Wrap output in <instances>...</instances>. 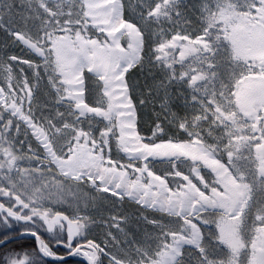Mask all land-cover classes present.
<instances>
[{
  "label": "bare ground",
  "instance_id": "obj_1",
  "mask_svg": "<svg viewBox=\"0 0 264 264\" xmlns=\"http://www.w3.org/2000/svg\"><path fill=\"white\" fill-rule=\"evenodd\" d=\"M40 1L54 3L58 0ZM78 1L82 5L83 27L46 33L48 46L45 48L20 30H13L14 38L40 59L45 60L50 53L54 73L64 90L60 99L72 105L79 120L92 117L106 122L115 131L116 149L127 162L109 155L108 137L104 143L81 128L76 129L66 154L59 153L47 128L25 111L15 100V94L11 95L10 85L9 93L0 83V108L24 125L45 158L64 178L77 182L87 180L102 193L183 222V229L170 232L161 250L135 264H179L187 248L203 253L202 228L211 227L202 217L206 213L223 216L217 228L220 245L235 257L248 248L245 264H264V218L254 225L248 247L239 235L243 217L251 205L253 187L243 176L234 173L232 154L227 153L226 160L221 158L199 135L154 140L140 132L138 110L127 75L143 58L145 35L140 26L127 17L124 1ZM175 1H158L148 17L160 19ZM42 6L45 8V4ZM213 23L220 25L218 37L228 45L232 59L246 66V71L235 79L232 87L234 112H226L213 100H209V104L225 123L233 125L234 114L248 123L254 136L255 171L258 179L264 180V0H252L245 10H239L234 4L226 5L215 14ZM87 29L96 34L91 35ZM211 49L206 33L190 36L174 32L156 45V60L171 61V53H175L176 64L184 65L210 53ZM22 61L27 63L25 59ZM87 74L103 86L107 109L87 102ZM184 78L188 79L189 87L194 88L201 85L207 75L194 69ZM24 92L31 104L34 92L30 84L25 83ZM109 132L104 131L107 135ZM151 163L171 165L172 173L165 176L153 170ZM186 163L190 164L188 172L180 169ZM205 173L212 176V183L206 180ZM43 248L45 254L52 256L48 245L43 243ZM88 252L94 258V254ZM103 252L116 264H129L104 248ZM76 258L89 262L84 255Z\"/></svg>",
  "mask_w": 264,
  "mask_h": 264
},
{
  "label": "rangeland",
  "instance_id": "obj_2",
  "mask_svg": "<svg viewBox=\"0 0 264 264\" xmlns=\"http://www.w3.org/2000/svg\"><path fill=\"white\" fill-rule=\"evenodd\" d=\"M123 1L129 19L143 28L145 46L148 41L145 58L143 57L141 61L142 69L149 71L151 64L156 62L159 68L169 70L168 79L172 80V83L174 81L185 83L188 93L183 98L195 104L197 107L193 110L201 113L193 123H182L183 128H181V125H176L169 116L170 94L160 93L163 89L157 83L158 89L154 92L151 89L144 90L137 84L134 92L138 99L143 101L145 119H148L149 103L158 100L157 102H161L159 108L163 109V114L161 113L163 121L154 127L152 138L154 140L165 137L188 138L189 134H197L214 147L221 158L226 160L227 153L232 154L231 163L234 173L243 176L253 187L251 205L243 217L239 230L241 240L246 243L245 236L248 233L251 236L254 225L261 223L264 218V180L258 179L255 171L252 157L254 136L248 123L236 114L233 115V125L225 123L214 113L209 100L215 101L226 112H234L232 87L235 79L246 71V66L232 59L228 45L218 37L220 25L213 23V18L226 5L234 4L239 10H245L252 0H176L164 10L160 19L148 17L149 11L160 0ZM37 2L38 6L27 8L20 2L0 0V12L4 15V18L0 15V25L6 26L7 20H10L9 23L12 25H17L19 22L32 34H38L40 30H45L46 33H58L63 29L74 30L83 27L82 5L78 0H58L54 3L38 0ZM182 2L185 4L181 5ZM42 4H45V8ZM26 17L33 22L36 21L40 26L33 27L30 24L32 21L23 19ZM87 31L91 35L96 34L93 30L87 29ZM174 32L190 36L206 33L212 44L211 52L184 65L176 64L175 53H171V61H157V54L152 45L168 38ZM47 54L45 60L30 52L29 59L13 55L9 57L11 64H5L0 53V83L5 90L9 91L10 85L16 90L17 95L24 97V85L29 83L25 76L26 74L33 76L34 81L30 84L34 92L31 111L50 132L59 153L66 154L67 150H64V147L69 141L70 132L75 135L76 129L81 128L93 139L101 142L108 137L109 155L121 162H127L116 149L113 139L115 131L106 122L92 117L83 120L73 118L72 105L60 99L64 90L58 83V77L52 73L50 53ZM22 59L27 60V63ZM194 69L204 72L207 79L201 85L190 88L188 79L184 77ZM86 77L91 101L104 105V96L100 92L101 83L89 74ZM72 119L75 120L73 125L68 123V120ZM102 122L103 128H101ZM62 123L64 125L60 126ZM62 127H66L69 132H63ZM106 130L110 131L109 135L104 133ZM189 166L190 164L186 163L180 169L188 170ZM154 167L172 173V166L166 163L154 164ZM207 175L212 178L210 174L205 173L206 177ZM0 190L10 197H15L18 205L22 203L31 211H51L53 215H63L76 222L77 237L88 236L87 240L91 245L84 249L94 254V260L84 261L86 264H97V252L94 246L100 245L101 242L104 243L105 250L116 258L127 262L146 260L154 256L155 251L168 241L169 231L183 229V222L177 217L143 209L124 198L109 194L103 196L106 193L93 188L87 180L77 182L64 178L45 158L44 152L24 125L3 108H0ZM4 203L8 208H13L15 204L11 198ZM147 212L158 215L156 219L159 220H151ZM91 216H104L107 222ZM205 217L211 227L203 228L204 252L187 248L184 250L185 257L180 264H242L245 249L235 257L218 241L217 228L223 222V216L219 213H207ZM150 223L164 229L165 235L161 236L153 232ZM68 234L71 244L75 235L70 229ZM45 244L48 245L46 242ZM217 244L223 250L219 249ZM48 247L52 256L60 257L49 245ZM206 249L212 259L206 257Z\"/></svg>",
  "mask_w": 264,
  "mask_h": 264
},
{
  "label": "trees",
  "instance_id": "obj_3",
  "mask_svg": "<svg viewBox=\"0 0 264 264\" xmlns=\"http://www.w3.org/2000/svg\"><path fill=\"white\" fill-rule=\"evenodd\" d=\"M7 1L20 2L23 4V6L27 8L32 6H38L37 1H28V0H7ZM184 4L185 3L183 2L181 3V5ZM0 15L2 16V18H4L2 12H0ZM127 17L129 18V16ZM23 19H27L28 22L32 21L30 24H32L33 27L40 26L36 21L33 22V20H31L30 18L28 19L26 17ZM9 21L10 20H7L6 26L3 24L0 25V53L3 55V62H5V64H11L9 57L13 55L20 56L25 59L31 58L29 52L12 36L11 30L15 28V30L24 31L29 35V37H31L34 41H37L39 43L43 42L44 34L46 33L45 30H40L38 34H32L30 30L28 28H24L21 23L18 22L17 25L15 24L12 25L9 23ZM205 27H207V25ZM141 29L143 31L142 27ZM147 45H148V41L146 42V46H145L146 48ZM146 48L144 49L143 52L144 58H145L144 53L147 50ZM51 69H52V73H54V69L52 66ZM151 75H153V77H151ZM25 77L27 78L30 84L33 83L34 80L31 74H26ZM169 77H170L169 70L165 68L162 69L159 68L156 62H153L151 64L149 71L142 69V65L140 63L127 76L131 90V95L135 101L138 110L139 130L145 136L148 137L153 136L154 127L156 126V124L162 123L163 118L161 115L163 114L162 112L163 109L159 108V104H161V102H157L158 100L157 101L155 100L156 102H153L152 104L149 103L150 111L148 113V117H147L148 119H145V113L143 111L144 108L143 101L138 99L137 95H135L134 92L137 84L139 85V87L144 88V90L151 89L153 92L154 90L158 89L157 84H159L163 89V91L160 93L170 94L168 98L170 102V105L168 104V110H170L169 116L170 118L171 117L173 118V121L176 125H181L182 123L191 124L197 118V116L201 114L199 111L193 110L194 107H197L195 104H193L190 100L183 98V96H185V94L188 93L185 83L175 82V81L172 83V80L168 79ZM87 101L90 104L99 105L91 101L88 87H87ZM76 117L77 115L73 113V118L75 119ZM165 117H167V115ZM74 119L68 120V123L71 125L75 124ZM101 124H102L101 128H103L104 127L103 122ZM62 125L64 124L63 123L60 124V126ZM62 130L63 132H69L66 127L64 128L62 127ZM72 136L74 135H72V133L70 132V136L68 139L69 141L66 142L64 150H68V147L71 145ZM103 196H109V195L103 194ZM9 198H11L12 201H14L15 203L13 208H8L5 206L4 202L7 201ZM147 213L148 216L151 218V220H156V221L159 220L156 219V217H159L158 215L150 212ZM86 214L89 213L86 212ZM91 218H95L97 220L107 222V219L104 216L103 217L91 216ZM67 219L68 218L63 215H57V214L53 215L51 211L50 212L37 211V210L31 211L28 208H26L25 205L22 203L21 205H18L17 201L15 200V197H10L3 190H0V242L7 238L30 232L37 234L41 238V240L46 242L54 250V252L60 257H65L71 254V252L78 247L81 248L89 247V245L91 244L88 243L87 240L88 236L84 235L81 236L80 238L77 237L78 236L77 223L75 222L74 225L72 226L67 222ZM245 223L247 224V221ZM149 226L151 230L156 234L158 235L160 234L161 236L165 235V230L162 229L161 227L157 225H153L151 223L149 224ZM48 229L50 230L48 231ZM69 229L72 230L75 235L74 240L71 244H69V234H68ZM249 240H250V234L248 233L245 236L246 244H248ZM103 244H104L103 242L100 243V245L102 246ZM217 247L223 250V248L220 247L218 244ZM94 249L97 252V258H96L97 264H114L107 256L101 253L98 246H94ZM244 254L245 257L242 260V264H245L246 262V258L248 256L247 249H245ZM184 257L185 254L183 255L182 259H184ZM206 257L212 259V256L209 253V251H207V249H206ZM199 259L203 263L200 257ZM181 261L179 262V264L181 263ZM0 264H86V263L76 258L74 259L71 258L67 260H54L47 258L42 255L40 248L38 246V242L35 238L24 237L21 239L14 240L6 245L0 246Z\"/></svg>",
  "mask_w": 264,
  "mask_h": 264
},
{
  "label": "water",
  "instance_id": "obj_4",
  "mask_svg": "<svg viewBox=\"0 0 264 264\" xmlns=\"http://www.w3.org/2000/svg\"><path fill=\"white\" fill-rule=\"evenodd\" d=\"M12 35L14 36V33H13ZM14 37H15V36H14ZM45 39H46V41H48L47 36H46ZM157 44H158V43H157ZM157 44H155V45L153 46V49H154V50H155V47H156ZM43 48H45V47H43ZM52 54H53V53H52ZM12 89H13V93H12L11 95H14V94H15V96H14L15 100H16L19 104H21V105L24 106L25 111H27V112L30 114V116H32L37 122H40L37 118L34 117L32 111H31V107H32V103H33V101H34V97H33L32 103L30 104L29 99L26 97V94L24 95V97H20L19 95H17L16 90H15L14 88H12ZM100 91H101V93L103 94V86L100 88ZM8 92H9V91H8ZM9 93H10V92H9ZM103 96H104V94H103ZM104 102H105V104H104L103 106H101V107L107 109V106H106L107 102H106L105 97H104ZM96 106H97V105H96ZM99 106H100V105H99ZM40 123H41V122H40ZM41 124H42V123H41ZM104 143H105V140H104ZM136 164H138V163H136ZM154 164H155V163H151V166H152L151 168H152L153 170H155V171H157V172H160V173L164 174L165 176L168 174V172H163V171L157 170V169L154 167ZM205 178H206V180H207L209 183H210V182L212 183V182L214 181L213 178L211 179V181H209L208 177L205 176ZM205 215H206V214H203L202 217H203V218H206ZM207 220H208V219H207ZM67 222H68L69 224H71L72 226L74 225V222H73L71 219H69V218L67 219ZM202 231H203V228H202ZM170 232H173V231H170ZM170 232H168V235H170ZM24 237L35 238V239L37 240V242H38V246H39V248H40V251H41L42 255L45 256V257H47V258H50V259H54V260H67V259H71V258L74 259V258H76L77 255H84V256H86V257L89 259V261H93V260H94L93 256H91V255L89 254L88 250H86V249H84V248H81V247L76 248L75 250H73V251L71 252V254H69V255H67V256H65V257H53V256H48V255L45 254V252H44L43 241L41 240V238H40L37 234H35V233H30V232L23 233V234H20V235H18V236H14V237L7 238V239H5V240H3V241L0 242V246L6 245V244H8V243H10V242H12V241H14V240L21 239V238H24ZM162 245H163V244H162ZM100 249H101V248H100ZM161 249H162V247H160V250H161ZM106 256L109 257L108 255H106ZM109 259H111V258L109 257ZM111 260H112V259H111ZM120 260H122V259H120ZM112 261L114 262V260H112ZM123 261H124V260H123ZM125 262H127V261H125ZM114 263L116 264V262H114ZM127 263H129V264H135V263H131V262H127Z\"/></svg>",
  "mask_w": 264,
  "mask_h": 264
},
{
  "label": "flooded vegetation",
  "instance_id": "obj_5",
  "mask_svg": "<svg viewBox=\"0 0 264 264\" xmlns=\"http://www.w3.org/2000/svg\"><path fill=\"white\" fill-rule=\"evenodd\" d=\"M183 170H186L187 171V169H183ZM208 178H209V180H210V177L208 176Z\"/></svg>",
  "mask_w": 264,
  "mask_h": 264
}]
</instances>
